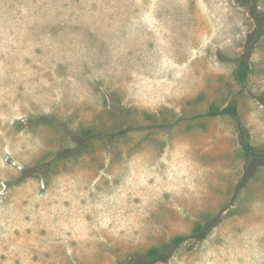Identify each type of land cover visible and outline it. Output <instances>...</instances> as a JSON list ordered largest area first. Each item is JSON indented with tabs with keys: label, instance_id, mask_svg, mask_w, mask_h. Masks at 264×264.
Segmentation results:
<instances>
[{
	"label": "rangeland",
	"instance_id": "1",
	"mask_svg": "<svg viewBox=\"0 0 264 264\" xmlns=\"http://www.w3.org/2000/svg\"><path fill=\"white\" fill-rule=\"evenodd\" d=\"M253 27L235 0H0V264H123L217 214L154 264H264V162L206 115L235 103L264 147V32L234 75Z\"/></svg>",
	"mask_w": 264,
	"mask_h": 264
},
{
	"label": "trees",
	"instance_id": "2",
	"mask_svg": "<svg viewBox=\"0 0 264 264\" xmlns=\"http://www.w3.org/2000/svg\"><path fill=\"white\" fill-rule=\"evenodd\" d=\"M240 6L246 7L251 19L254 22L252 32L249 34L245 44L244 52L241 58L238 60V64L235 70V79L238 83L243 84L247 80L248 73L250 71L249 57L255 42L262 36L264 32V10L258 9L255 0H235ZM257 99L264 104V94L257 96ZM208 116L216 115H229L234 120L235 130L237 132L240 145L242 147L245 162L253 160H260L264 162V147H256L249 141V133L239 118L237 105L230 103L224 107H218L210 105L206 111ZM120 123V126L114 132H101L94 131L93 129H83L78 133L79 139L74 148L70 151L58 152L57 158H64L67 155H78L83 152L88 143L94 139H116L120 136H124L130 131L134 130L133 125ZM170 125V124H169ZM69 153V154H68ZM29 169H23L20 175L15 179L17 182L31 175ZM220 221L219 214L212 217L205 223H197L191 229L188 235H177L172 237L165 243L159 246L149 248L144 253L134 254L128 257L123 264H154L165 263L172 255V253L187 239H201L205 236L210 227L216 225Z\"/></svg>",
	"mask_w": 264,
	"mask_h": 264
}]
</instances>
